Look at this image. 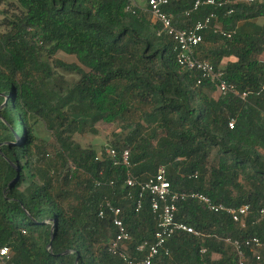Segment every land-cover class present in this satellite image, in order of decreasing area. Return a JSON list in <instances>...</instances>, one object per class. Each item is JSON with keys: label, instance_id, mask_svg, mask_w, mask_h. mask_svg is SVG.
Listing matches in <instances>:
<instances>
[{"label": "trees", "instance_id": "1", "mask_svg": "<svg viewBox=\"0 0 264 264\" xmlns=\"http://www.w3.org/2000/svg\"><path fill=\"white\" fill-rule=\"evenodd\" d=\"M197 1L167 0L162 13L178 30L216 15L195 57L238 96L197 86L200 74L179 67L175 42L158 35L147 5L0 0V246L13 264H124L109 251L116 230L107 203L131 236L127 253L142 257L136 248L153 243L158 216L141 185L159 168L172 193L248 208L238 224L196 200L179 201L176 222L203 236L174 234L160 264H239L226 239L241 244L244 264H264V250L257 262L244 246L264 243V24H256L264 0L194 9ZM119 122L130 130L106 147L75 142L95 134V124ZM106 149L128 151L129 169Z\"/></svg>", "mask_w": 264, "mask_h": 264}, {"label": "built area", "instance_id": "2", "mask_svg": "<svg viewBox=\"0 0 264 264\" xmlns=\"http://www.w3.org/2000/svg\"><path fill=\"white\" fill-rule=\"evenodd\" d=\"M147 5L148 12L151 16L153 23H159L162 31L158 33L166 34L173 39L176 45V60L179 67L187 71H196L200 74V78L197 80L196 85H200L202 81H206L211 85H214L217 91L225 95L232 93L238 96V93L234 90V87L224 81L222 73L215 72L212 64L208 61L199 60L195 57V49L202 42L201 33L210 27L211 21L216 19L215 14L209 15L204 20L197 22L192 28L178 30L172 27L170 18L162 13V7L167 4V0H142ZM260 0H244L245 3L250 4L258 2ZM201 4L223 8L230 1L223 0H203L197 1L194 5V9H197ZM229 11L228 14H231ZM220 33L223 37L230 38L219 30L215 33ZM241 98H245L246 95L242 94ZM229 128L232 129V123L229 124ZM105 154L114 160V165H122L127 170L129 169V153L123 151L118 155L115 150L106 149ZM126 184L133 186L134 182L128 175ZM141 191L146 192L151 196V210L153 214L158 216L157 231L154 235V241L152 244L147 242L141 244L136 248L138 254L142 257H131L127 253L126 244L130 242L131 236L126 230L122 220L120 219V211L109 203L106 204L107 211L112 216V225L116 230V236L109 245V251L118 256L124 264H160V255L168 256L169 250L167 248V242L176 233H185L193 235L194 237H202L203 235L193 230L191 227L177 223L175 220L176 205L179 201H183L187 198L196 200L203 205L209 212L214 214L225 213L232 222L241 223L248 214V208L242 207L240 209H234L225 207L224 205L213 203L208 197L196 193L192 194H177L172 193L170 184L166 179V173L163 168H159L152 177L148 178L143 185H141ZM139 208V206H138ZM100 216H103V212H100ZM225 243L230 244L238 251L240 258L239 264H244L243 252L240 249L241 244L237 241H231L226 239ZM244 246L248 248L252 257L259 262L261 259V252L264 250V243L259 238L247 239L244 242ZM0 264H13L12 253L9 247L0 246Z\"/></svg>", "mask_w": 264, "mask_h": 264}, {"label": "rangeland", "instance_id": "3", "mask_svg": "<svg viewBox=\"0 0 264 264\" xmlns=\"http://www.w3.org/2000/svg\"><path fill=\"white\" fill-rule=\"evenodd\" d=\"M1 33L3 34L2 30H1ZM57 59L67 64L74 63V61L70 57H66V56H57ZM67 79L68 80L76 79V77H68ZM135 121L136 122L138 121L137 117ZM88 125L90 126V121ZM93 127L96 132L95 134L87 133L81 137L77 135L75 136V142L79 143L83 147L93 146L94 148L99 150L100 147L108 146L109 143L113 141L118 134L123 133V136H124L130 130L129 128H124V124L121 122L115 123L113 125H106L103 123H98V124H95ZM40 135L43 136L45 139L49 140L48 142L51 143L49 136L43 133ZM45 153H49V150L45 151Z\"/></svg>", "mask_w": 264, "mask_h": 264}, {"label": "crops", "instance_id": "4", "mask_svg": "<svg viewBox=\"0 0 264 264\" xmlns=\"http://www.w3.org/2000/svg\"><path fill=\"white\" fill-rule=\"evenodd\" d=\"M133 5L136 6L138 9L145 8V3L142 0H132ZM240 3H245L244 0H239ZM236 3V2H235ZM256 24L261 26L264 24V19H259L256 21ZM259 61L264 63V53L258 57Z\"/></svg>", "mask_w": 264, "mask_h": 264}]
</instances>
